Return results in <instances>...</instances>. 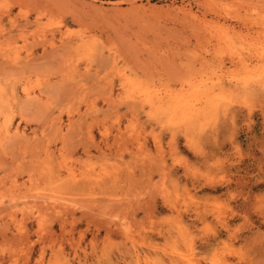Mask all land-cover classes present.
Segmentation results:
<instances>
[{
  "label": "rangeland",
  "instance_id": "rangeland-1",
  "mask_svg": "<svg viewBox=\"0 0 264 264\" xmlns=\"http://www.w3.org/2000/svg\"><path fill=\"white\" fill-rule=\"evenodd\" d=\"M0 264H264V0H0Z\"/></svg>",
  "mask_w": 264,
  "mask_h": 264
},
{
  "label": "bare ground",
  "instance_id": "bare-ground-1",
  "mask_svg": "<svg viewBox=\"0 0 264 264\" xmlns=\"http://www.w3.org/2000/svg\"><path fill=\"white\" fill-rule=\"evenodd\" d=\"M167 93H168L169 97H171L173 92L171 93V92L169 91V92H167ZM24 94H25V93H24ZM174 94H175V93H174ZM173 96H174V95H173ZM144 97H145V96H144ZM175 97H176V96H175ZM208 97H209V96H208ZM177 98H178V97H177ZM177 98H176V99H177ZM209 99H210V98H209ZM172 100H173V98H172ZM188 102H190V100H189ZM175 103H176V102H175ZM185 103H186V102H185ZM176 105H177V103H176ZM180 106H181V105H180ZM179 108H180V107H179ZM186 108H187V107H186ZM186 108H185V109H186ZM191 109H192V108H191ZM193 111H194V110H193ZM169 114H170V113H169ZM6 132H7V131H6Z\"/></svg>",
  "mask_w": 264,
  "mask_h": 264
}]
</instances>
